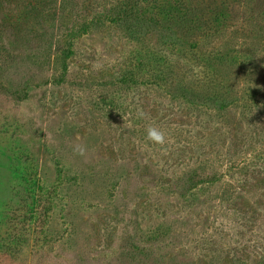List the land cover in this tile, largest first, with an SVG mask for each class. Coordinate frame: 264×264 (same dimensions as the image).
<instances>
[{
  "label": "rangeland",
  "instance_id": "rangeland-1",
  "mask_svg": "<svg viewBox=\"0 0 264 264\" xmlns=\"http://www.w3.org/2000/svg\"><path fill=\"white\" fill-rule=\"evenodd\" d=\"M0 264H264V0H0Z\"/></svg>",
  "mask_w": 264,
  "mask_h": 264
},
{
  "label": "clouds",
  "instance_id": "clouds-1",
  "mask_svg": "<svg viewBox=\"0 0 264 264\" xmlns=\"http://www.w3.org/2000/svg\"><path fill=\"white\" fill-rule=\"evenodd\" d=\"M147 139L156 143V144H164L166 142V137L163 131L156 127H149L147 129ZM81 154H83L81 150Z\"/></svg>",
  "mask_w": 264,
  "mask_h": 264
}]
</instances>
